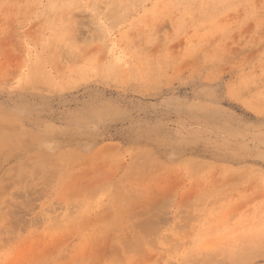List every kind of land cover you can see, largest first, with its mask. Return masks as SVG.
Wrapping results in <instances>:
<instances>
[{"label":"rangeland","instance_id":"374dc122","mask_svg":"<svg viewBox=\"0 0 264 264\" xmlns=\"http://www.w3.org/2000/svg\"><path fill=\"white\" fill-rule=\"evenodd\" d=\"M0 264H264V0H0Z\"/></svg>","mask_w":264,"mask_h":264}]
</instances>
